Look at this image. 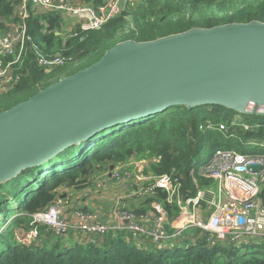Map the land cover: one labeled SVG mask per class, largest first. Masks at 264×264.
Here are the masks:
<instances>
[{"label":"trees","instance_id":"16d2710c","mask_svg":"<svg viewBox=\"0 0 264 264\" xmlns=\"http://www.w3.org/2000/svg\"><path fill=\"white\" fill-rule=\"evenodd\" d=\"M19 1L0 0V28L3 27L1 20L5 19L12 23L24 22L26 29V40L18 61L11 64L5 78L0 79V111L96 61L115 44H112L114 37L120 36L119 32L126 27L130 16L137 29L129 28L122 40H151L193 26H212L198 24L209 17L208 10L216 12L218 19L223 18L218 16L221 12L236 17L234 20L224 17L223 22L215 24L253 19L264 21V16L259 14L264 15V0H255L251 5V0H167L162 4L156 0H142L138 9L122 10L95 29L76 28L63 40L61 34H56L65 23L63 14L30 5L27 16L21 20L16 13ZM82 1L93 7L103 4L101 0ZM243 4L246 5L242 8ZM16 48L19 49V45ZM38 54L48 58L59 54L66 62L45 68L39 64ZM0 58L3 64L10 61L7 54ZM222 123L229 126L227 133L218 129ZM114 129H118L117 132H113ZM238 139H245L243 147L236 143ZM250 140L264 141V115L239 113L217 104H202L190 109L185 105H171L160 112L100 130L87 140L65 148L44 164L27 168L14 179L0 184V209L5 216L11 210L9 200L19 201L17 215L7 221L3 228L6 231L0 233V264H264V242L232 247L194 228L185 230L178 242L153 249H143L128 241L126 232L109 234L114 240L110 244L111 240L105 242L106 237L99 244L79 239L66 248L55 240L49 244L52 235L48 233L44 239L43 231H50L43 228L29 245L10 240L15 231L29 226L32 213L56 199V188L63 184L83 188L86 181L89 182L87 175L96 167L103 170L108 169L109 163L124 162L136 149H149L150 154L159 156L158 163L151 165L152 171L181 176L182 193L192 197L196 187L191 171L201 149H206L209 158L219 148L249 153L245 142ZM255 153L264 152L256 149ZM68 160L71 162L67 163ZM64 166L67 167L59 170ZM197 181L199 187L211 186V180L201 176ZM28 182L29 187L26 186ZM34 185L38 189L35 190ZM260 196L264 201V187ZM157 197L170 216L178 214L176 205L164 202L162 192ZM150 201L147 199L134 211L143 213L151 207ZM190 236L197 237L195 242L187 243Z\"/></svg>","mask_w":264,"mask_h":264},{"label":"water","instance_id":"95a60500","mask_svg":"<svg viewBox=\"0 0 264 264\" xmlns=\"http://www.w3.org/2000/svg\"><path fill=\"white\" fill-rule=\"evenodd\" d=\"M202 104L264 115V21L121 40L0 111V184L115 124Z\"/></svg>","mask_w":264,"mask_h":264},{"label":"built area","instance_id":"2783aa9c","mask_svg":"<svg viewBox=\"0 0 264 264\" xmlns=\"http://www.w3.org/2000/svg\"><path fill=\"white\" fill-rule=\"evenodd\" d=\"M133 2L113 0L106 7H93L79 4L76 0H20L16 13L23 20L27 16V8L33 5L35 9L46 12H59L69 20L70 17L82 20L84 23L77 26L70 24L69 33H72L76 28H98L122 10L130 9ZM129 28L131 26L126 25L120 35L126 34ZM25 40L24 22H7L5 31L0 28V55L10 57L6 64L0 58V79L5 78L7 68L18 61ZM38 62L45 68H51L66 61L59 54L51 58L38 54ZM243 126L248 127L246 124ZM228 128L223 123L218 125L224 133ZM245 144L251 149H257L256 145L264 147V141L250 140ZM253 164L258 166L256 170L251 168ZM150 170L143 176L148 181L136 180L137 190L133 188L128 194L134 201L151 199V207L145 212L137 214L133 207L130 208L134 202L127 200L108 204L103 213L85 202L77 206L80 208L73 205L67 209L51 207L32 213L29 226L14 232L15 240L29 245L42 228L58 237L77 233L81 241L86 239L91 244L102 243L104 237L111 233L126 232L134 240H147L157 248H163L167 246L166 242L182 237L185 230L195 228L232 247L264 242V201L260 196L264 187V153H245L235 148L217 149L200 174L214 181L217 191L212 186L199 187L197 178L191 174L196 187L192 197L182 193L181 176L173 173L154 175L151 167ZM159 192L164 194L167 205L178 207L176 216H170L164 209L157 197Z\"/></svg>","mask_w":264,"mask_h":264},{"label":"rangeland","instance_id":"374dc122","mask_svg":"<svg viewBox=\"0 0 264 264\" xmlns=\"http://www.w3.org/2000/svg\"><path fill=\"white\" fill-rule=\"evenodd\" d=\"M110 1H113V0H101V2L103 4L97 5V6L106 7L107 5L110 4L109 3ZM166 1L167 0H156V2L160 3V4H162ZM76 2H78L79 4H89V3L83 2L82 0H76ZM168 2H170V1H168ZM254 2H255V0H251L250 5L253 4ZM141 4H142V0H140V1L134 0V2L132 4H130L129 7L131 9L134 7L136 9H138ZM89 5H91V4H89ZM244 5H246V4H243L242 8L244 7ZM245 7H247V6H245ZM207 12H208L209 17H207V19L201 21L198 24H200V25H214L216 22H223L225 20L224 17L228 18L229 20H234V18H236V17L229 16L225 12H221V13H218V16L223 17V18L218 19V18H216V12L213 13L211 10L210 11L208 10ZM259 14L264 16L261 13H259ZM68 20L69 19L66 18L64 21L67 22ZM80 23H84V22L82 20H78L77 18L70 17V23L69 24L77 26ZM126 25L131 26V29H137V25L134 22H132L131 16H130L129 22ZM93 29H95V28H93ZM126 32H124V33H126ZM58 34H61L63 40H65L66 37L70 35V33L67 31L58 32ZM123 38H124V35L114 37L112 44L121 41ZM236 120H239V117ZM117 130L118 129H114L113 132H117ZM111 133H112V131L107 133V135L109 136ZM233 137H236V136H233ZM243 141H245V139H238V141L236 143L239 144L240 147L241 146L243 147V145H242ZM256 147H258L257 148L258 151L264 152L263 146L256 145ZM255 151H256V149H251V148H249V150H248L249 153H255ZM133 152H134V154H131L124 162H119V163L116 162V164H115V162L109 163L108 167H107L108 169L101 170V169H98L96 167L89 175H87L88 177L86 179H88L89 182L86 181L85 187H83V188L77 189V188H73L71 186H67L65 184L56 188V190L54 191L56 194H58V196H56V199L51 204H49L47 207L43 208L42 210H37L36 212L48 210L51 207H53V208L60 207V209H67L66 208L67 206L69 208L73 203L79 204L81 202L87 203L93 209L96 208L100 213H103V211H105L104 209H106L107 205L111 204L112 202H114L116 204L118 201L124 202V200H127L129 203L136 202V206H141V204L146 202L147 199L149 200V198H146L145 200L134 201L132 199L133 197H129L128 194L131 192V190L133 188L135 191L137 190V186H135L136 180H137V182H139L140 179L142 178L144 181H148V180H145L143 178V176H146V172L148 170L151 172L150 167H151V165H155L158 163L159 156L157 157V156L150 154L151 152L149 149H147V150L136 149ZM196 159L197 160L194 161V162H196V164H195L196 166L193 169V173H194V176L196 178H198V176H200V174H201L202 168L205 167V165L209 162V157H208V154H207V151L205 148L201 149V151L197 155ZM70 162L71 161L68 160L67 163H70ZM148 165H150V166L148 167ZM65 167H67V166L61 167L59 170L65 168ZM153 174L155 175L156 173L153 172ZM38 175H40V173ZM43 175L44 174H42V176ZM154 175H151V176H154ZM33 183L34 182L32 181L31 184H33ZM28 184H29V182L26 184V186ZM211 186L217 191V185L215 184L214 181H211ZM28 187H29V185H28ZM38 187H39V185H38ZM33 188L35 190L38 189L37 185H34ZM62 194H64V195H62ZM18 202L19 201H17V200H12V199L9 200L8 206H11V208H10L11 210L7 216H5L4 213L2 212V209H0V233H1V231H6L3 228H4L5 224L7 223V221H9L12 217L17 215V213H18L17 212ZM131 205H130V208L134 207ZM77 208H80V207H77ZM144 212H145V210H144ZM43 233H44V235L42 237L44 239L47 238V236H48L46 234L50 233L52 235V236L49 235L50 239H51V240H49V244L52 242V240H60L55 235H53L51 232L43 231ZM77 238L79 239V236ZM125 238L128 240L127 236H125ZM0 240H1V238H0ZM10 240H11V242L13 240H15V238H13V235H12ZM74 240H76V237L74 235H71L70 237H68V239L66 241L63 240L60 242L61 247H65V248L71 247L73 245L72 242ZM106 240H107V242L109 240H111L109 238V235L106 236ZM113 241L114 240H111L109 242V244L112 243ZM49 244L47 246H49ZM40 250H43V249L40 248Z\"/></svg>","mask_w":264,"mask_h":264},{"label":"crops","instance_id":"0c3cea01","mask_svg":"<svg viewBox=\"0 0 264 264\" xmlns=\"http://www.w3.org/2000/svg\"><path fill=\"white\" fill-rule=\"evenodd\" d=\"M2 22H3V27H1V29L3 30V31H5L6 30V24H7V22H8V20H5V19H3V20H1ZM70 20H68L67 22L65 21V23H63V26H62V29L60 30L61 32H65V31H67V32H70L69 31V27H70ZM65 30V31H64ZM56 34H58V32H56ZM191 174H193L194 175V173H193V170L191 171ZM192 177V176H191ZM62 195H64V194H62ZM138 201H140V200H138ZM82 203L83 202H81V203H79V204H72L73 206H75V207H77V206H81L82 205ZM131 206H134L133 207V209L134 208H138V207H141V206H136V202H134ZM142 209H145V207H143ZM147 209V208H146ZM189 229H193V228H189ZM189 229H187V230H189ZM195 229V228H194ZM193 229V230H194ZM186 230V231H187ZM71 235H74L75 237H76V240H74V241H77V240H79L77 237L79 236V234H77V233H69L68 235H66V236H60V237H58V236H56L57 238H59L60 240H55V241H59V242H61V241H66L67 239H68V237H70ZM127 236V238H128V241H133V243H135V245L136 246H141V247H143V249H153V247H156L155 245H153V244H151L149 241H147V240H140V239H138V240H134V239H132L131 237H129V234H127L126 235ZM184 236V235H183ZM182 236V237H183ZM182 237H180V238H182ZM180 238H178L177 240H174V241H168V242H166L167 244L166 245H171L172 243H175L176 241L178 242L179 241V239ZM196 238L197 237H193V236H190V237H188L187 239V243H193V242H195V240H196ZM73 241V242H74ZM72 242V243H73ZM105 242H107V241H105ZM139 243V244H138Z\"/></svg>","mask_w":264,"mask_h":264},{"label":"bare ground","instance_id":"6f19581e","mask_svg":"<svg viewBox=\"0 0 264 264\" xmlns=\"http://www.w3.org/2000/svg\"><path fill=\"white\" fill-rule=\"evenodd\" d=\"M14 179V178H13ZM10 183V182H9Z\"/></svg>","mask_w":264,"mask_h":264}]
</instances>
